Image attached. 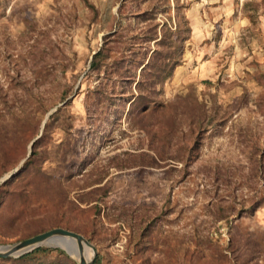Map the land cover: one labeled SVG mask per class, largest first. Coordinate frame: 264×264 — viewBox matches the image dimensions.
<instances>
[{"label": "rangeland", "instance_id": "1", "mask_svg": "<svg viewBox=\"0 0 264 264\" xmlns=\"http://www.w3.org/2000/svg\"><path fill=\"white\" fill-rule=\"evenodd\" d=\"M87 1L0 0V180L35 150L37 184L0 204V246L61 228L83 236L99 264H264V0L150 2L156 23L184 17L191 33L156 90L176 110L143 130L129 104L97 92L126 90L89 67L105 36L127 39L111 44L114 58L137 43L136 15L152 7ZM184 104L213 121L205 133Z\"/></svg>", "mask_w": 264, "mask_h": 264}, {"label": "trees", "instance_id": "2", "mask_svg": "<svg viewBox=\"0 0 264 264\" xmlns=\"http://www.w3.org/2000/svg\"><path fill=\"white\" fill-rule=\"evenodd\" d=\"M84 1L89 4L87 0ZM137 2L138 4L140 2H148L152 7L145 13L136 15V18L140 19L141 23L144 24L139 29V35L134 37L137 43H132L131 46L128 45L130 47H127V50L120 57L114 58L111 44L116 43L117 40L123 42L127 41V39L124 38L125 36L121 31H115L113 34L105 36L102 47L92 57L89 72L90 74H96L102 81L109 82L113 80L114 85L120 83L122 90L126 91L121 93L119 97H113L110 93L104 91L105 86H100L97 92L100 93L103 99L108 101H111L112 98H120L125 104H129L127 116L136 117L137 128L143 130L145 128V119L161 114L160 109L165 112V114L163 113L164 116L171 113V110H176L173 107L174 104L163 107L157 101L156 90L158 86L172 76L176 67L180 66L182 44L188 40L191 29L184 17L174 26L169 22L171 21L170 16L165 18V21L156 23L155 17L158 10H160L159 7H156L157 5L154 3H150L152 0H137ZM168 4V1L163 4L160 12L166 13V10L170 8ZM121 7H123V4ZM125 52L128 53L126 54ZM176 101L177 103H182L183 99L180 98ZM186 108L184 104V111L197 113V115H193L189 119L192 120V124H196L200 133H205L208 130L207 126H212L213 121L206 120V114L201 105L195 108H188V110ZM183 115L184 113L178 114L180 117ZM54 118L55 116H52L49 120H54ZM48 128L49 125L46 124L44 130L46 131ZM164 128L165 126H162L158 131L166 135L167 130ZM37 141L34 142L33 149H35ZM35 153L34 150L29 159L25 161L12 178L0 184V204H3L8 196H14L16 192L21 194L23 188L37 186L33 181L32 174L30 175L29 173ZM258 167L264 178V153L258 163ZM23 175L28 176L25 183L16 187L9 195L7 194L8 192H4L6 187L13 184ZM41 181L44 183L43 180ZM45 184L47 183L45 182ZM51 254L56 256L51 264H75L62 250L51 247H39L17 259H0V264H44L40 259ZM93 264H99L98 260H95Z\"/></svg>", "mask_w": 264, "mask_h": 264}, {"label": "water", "instance_id": "3", "mask_svg": "<svg viewBox=\"0 0 264 264\" xmlns=\"http://www.w3.org/2000/svg\"><path fill=\"white\" fill-rule=\"evenodd\" d=\"M53 112H55V111H52V113ZM52 113L47 115L46 119ZM44 125H45V121L42 124V128L44 127ZM38 138L36 140H38ZM36 140H34L31 143L30 148H32V146ZM18 170L19 169H16L14 173L2 178L0 180V184L4 183L5 181L12 178L18 172ZM59 241H66L68 243L74 241L77 244L79 254H80V256L78 258H76V259L74 258L77 264H93V260H94L95 254H96L94 247L83 236H81L77 233L65 230V229H61V228L52 229L50 231H47L45 233L34 236L32 238L26 239L24 241H21L19 243L11 245V246H0V259L19 258L25 254L32 252L33 250H35V249H37L43 245H50L53 247L60 248L58 246H55V243L59 242ZM84 246L90 248L92 250V253H93L92 258L90 259L89 262H86V260L82 256ZM63 251L67 255L70 256V254L66 250H63ZM70 257H72V256H70Z\"/></svg>", "mask_w": 264, "mask_h": 264}, {"label": "bare ground", "instance_id": "4", "mask_svg": "<svg viewBox=\"0 0 264 264\" xmlns=\"http://www.w3.org/2000/svg\"><path fill=\"white\" fill-rule=\"evenodd\" d=\"M55 246H58L60 248H63L64 250H66L71 256L78 258L80 256L79 254V250L77 247V244L72 241L70 243L66 242V241H59L55 243ZM92 250L86 246L83 247V258L86 260V262L90 261V258H92Z\"/></svg>", "mask_w": 264, "mask_h": 264}]
</instances>
